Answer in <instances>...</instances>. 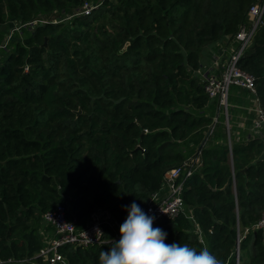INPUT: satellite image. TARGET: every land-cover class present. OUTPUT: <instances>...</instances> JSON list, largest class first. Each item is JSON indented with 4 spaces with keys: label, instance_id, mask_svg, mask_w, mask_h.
Masks as SVG:
<instances>
[{
    "label": "trees",
    "instance_id": "trees-1",
    "mask_svg": "<svg viewBox=\"0 0 264 264\" xmlns=\"http://www.w3.org/2000/svg\"><path fill=\"white\" fill-rule=\"evenodd\" d=\"M262 2L0 0V45L20 28L0 50V257L37 256L41 232L53 231L44 215L59 205L78 229L107 212L114 223L102 227L113 239L125 206L144 210L164 196L166 173L192 160V175L179 180L185 210L153 226L166 243L207 247L221 264H238V250L239 264H264V142L249 131L253 97L231 87L229 131L199 75L207 48L237 47ZM85 4L97 8L79 15ZM239 67L255 77L264 109V26ZM111 245L60 251L64 264H99Z\"/></svg>",
    "mask_w": 264,
    "mask_h": 264
},
{
    "label": "built area",
    "instance_id": "built-area-1",
    "mask_svg": "<svg viewBox=\"0 0 264 264\" xmlns=\"http://www.w3.org/2000/svg\"><path fill=\"white\" fill-rule=\"evenodd\" d=\"M96 8V5L85 4L79 15H88ZM249 16L252 26L249 30L243 27L236 35L235 42L238 43V46H231L230 50L220 47L217 51L220 53H215L212 58L215 67H202L199 75L204 82L205 92L209 98L212 101L218 102L219 108L225 116L229 131V109L231 108L229 93L231 87L237 86L249 92V95L253 97V105L248 108V112L254 115L249 129L250 135L253 138L262 139L264 142V109L258 99L256 79L239 67L240 59L253 45L258 30L264 26V0L262 3L250 8ZM36 23L37 21L30 25L33 26ZM40 23L43 24L45 22L42 21ZM19 30L20 28L17 26L10 29L5 42L0 45V50L7 48L13 37V33ZM216 123L217 120H215L214 125ZM229 147L232 150L231 141L229 142ZM194 165V161L189 160L183 166L166 173L163 185L165 190L164 196L155 194L151 198L149 205L144 209L149 216H155L154 223L163 219L174 220L185 210L182 198L183 182H179V180L183 174H185L186 178L190 177L193 173ZM68 210L66 205H59L56 209L45 213L44 221L54 228L55 237L51 239L46 238V246L37 256L30 260H5L0 257V264H26L28 261L36 260L37 257L42 259L46 264H64L65 257L60 251L64 246L88 247L90 245H102L106 242L112 243V240L118 241L120 239V234H116L111 240H107L105 237V230L102 227L103 219L108 218L114 223L111 215L107 212H98L84 229H78L76 222L68 219ZM257 227L264 229V216Z\"/></svg>",
    "mask_w": 264,
    "mask_h": 264
},
{
    "label": "clouds",
    "instance_id": "clouds-1",
    "mask_svg": "<svg viewBox=\"0 0 264 264\" xmlns=\"http://www.w3.org/2000/svg\"><path fill=\"white\" fill-rule=\"evenodd\" d=\"M125 210L128 215L120 226V239L100 252L99 264H221L207 247L197 251L187 244L166 243L168 233L154 227L155 216L135 201Z\"/></svg>",
    "mask_w": 264,
    "mask_h": 264
},
{
    "label": "crops",
    "instance_id": "crops-1",
    "mask_svg": "<svg viewBox=\"0 0 264 264\" xmlns=\"http://www.w3.org/2000/svg\"><path fill=\"white\" fill-rule=\"evenodd\" d=\"M206 51L209 53V59L204 60L203 67H210V66L215 67V65L213 64V59L212 58H213V56H214L215 53H220V52H217V50L214 49L213 47H208ZM44 224L46 226H49L46 223H44ZM41 233H42V235H44V240H46V238L51 239V238H54L55 237V230H54V228H53V231L52 232L51 231H47V232L46 231H42Z\"/></svg>",
    "mask_w": 264,
    "mask_h": 264
},
{
    "label": "water",
    "instance_id": "water-1",
    "mask_svg": "<svg viewBox=\"0 0 264 264\" xmlns=\"http://www.w3.org/2000/svg\"><path fill=\"white\" fill-rule=\"evenodd\" d=\"M77 114L80 115L81 111H78ZM238 264H239V250H238Z\"/></svg>",
    "mask_w": 264,
    "mask_h": 264
}]
</instances>
